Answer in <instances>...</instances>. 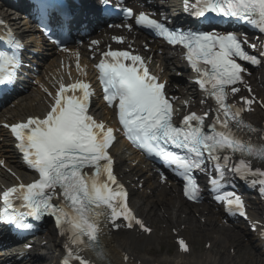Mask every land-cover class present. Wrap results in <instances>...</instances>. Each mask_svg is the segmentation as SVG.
Returning a JSON list of instances; mask_svg holds the SVG:
<instances>
[{
    "label": "snow or ice",
    "instance_id": "1",
    "mask_svg": "<svg viewBox=\"0 0 264 264\" xmlns=\"http://www.w3.org/2000/svg\"><path fill=\"white\" fill-rule=\"evenodd\" d=\"M188 3L189 0H185V4ZM191 7L195 9L196 17L207 19V13L219 18H235L264 32V0H195ZM42 11H46L45 6ZM124 14L134 20L135 26L151 30L169 45L186 49L187 62L197 73L195 82L216 105L214 119L207 131L204 121L208 112L185 114L177 126L173 105L163 91L164 85L149 73L143 58L128 51L109 50L102 53L103 58L96 67L104 99L118 113L124 136L147 155L161 159L166 166H175L176 175L185 182L184 195L191 201L199 199L193 170L206 166L207 160L216 173L210 180L214 198L224 202L229 211L246 216L240 195L221 190L231 173L244 180L252 177L250 184H259L264 194V168L252 166L256 161L264 163V144H254L250 139L245 142L238 135V130L243 128L256 131L242 117L243 112L251 110L253 99L240 97L243 103L237 106L227 103V97L229 86H233L230 91L235 95L240 91L235 85L244 83L242 73L247 69L238 60L252 65L264 61L250 54L244 46L248 42L232 32L181 31L165 26L143 11L135 14L126 8ZM123 27L131 30L133 25ZM114 39L122 42L120 37ZM13 47L19 49L21 45L16 43ZM260 55L264 56V52ZM20 67L22 65L15 56L0 52V86L12 85ZM48 95L52 97V103L42 118L31 117L10 126L25 162L38 173L39 179L5 191V204L9 203L13 193H17V199L24 202L33 219L39 220L46 212L54 215L62 234L70 233V244L77 248L96 244L102 217L116 227L119 225L115 222L122 217L127 221V228L135 230L138 227L143 233L150 234L152 230L130 210L126 203L128 194L114 174L113 157L109 152L115 140L113 129L106 128L89 114V99L93 95L90 85L81 81L67 86L60 83ZM204 102L201 100L202 104ZM168 146L184 154L169 150ZM237 153L240 158L233 164L231 161ZM86 168L93 170L91 175L83 171ZM55 195L62 197L59 206L50 203ZM7 219L12 222L16 217ZM63 225L68 227L65 229ZM17 226L32 227L22 222ZM178 245L180 251L190 252L183 239ZM72 260L90 264L69 248L62 264H71Z\"/></svg>",
    "mask_w": 264,
    "mask_h": 264
},
{
    "label": "bare ground",
    "instance_id": "2",
    "mask_svg": "<svg viewBox=\"0 0 264 264\" xmlns=\"http://www.w3.org/2000/svg\"><path fill=\"white\" fill-rule=\"evenodd\" d=\"M166 201L168 204L171 203L170 199H167ZM154 205L158 207L151 206L150 211L156 210L155 212L158 214L157 216L160 217V214L162 213L164 216L163 218L160 217V220L158 219L159 221H155V219L151 221L154 228H159L155 234L160 233V230L164 231L167 227L180 232L181 227L184 226L185 229L189 230L188 235L194 244L198 240L204 238L210 243V249L202 253H193L191 251L189 255H159L157 259H152L142 251V246L139 243L141 237L137 236L136 233L128 232L122 234V236L111 234L108 238H110L112 244L109 251L110 262L112 264H236L239 259L230 256V250L235 249H237V251L235 250L237 255H239L241 251H245V255H249L250 260L247 263L250 264L255 262V260L252 259V254L248 246H241L237 243L236 239L238 236L236 234H232V232L227 233L223 230H216L217 226L212 224L202 226L201 220L197 221L193 216H189V219L187 220H181L178 216L184 213L177 212L176 216H174L173 213L168 212L173 211V206L168 207L166 204L163 205V203H155ZM164 224H167L165 225V228L163 226ZM181 232L182 233L179 234L187 233L186 231ZM155 234L145 239L143 246L158 245L159 238H156L157 235ZM126 257L129 262L125 261ZM246 260L247 258L242 256L243 264H247Z\"/></svg>",
    "mask_w": 264,
    "mask_h": 264
},
{
    "label": "rangeland",
    "instance_id": "3",
    "mask_svg": "<svg viewBox=\"0 0 264 264\" xmlns=\"http://www.w3.org/2000/svg\"><path fill=\"white\" fill-rule=\"evenodd\" d=\"M203 243H204V242H202V243L200 244L199 247L196 246V248H195V252H196V253H199V252L202 251V245H203ZM165 247H166V248H169V249L171 250V248H170V246L168 245L167 241H165ZM163 253L165 254V252H163ZM159 255L161 256V255H163V254H157V252H156V253L154 252V253H151L150 256H152L154 259H157V258L159 257Z\"/></svg>",
    "mask_w": 264,
    "mask_h": 264
}]
</instances>
